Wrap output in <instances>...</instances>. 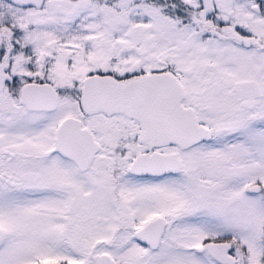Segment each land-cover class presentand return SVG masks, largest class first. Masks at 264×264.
I'll return each mask as SVG.
<instances>
[{
  "label": "snow or ice",
  "instance_id": "6c2138e0",
  "mask_svg": "<svg viewBox=\"0 0 264 264\" xmlns=\"http://www.w3.org/2000/svg\"><path fill=\"white\" fill-rule=\"evenodd\" d=\"M0 264H264V0H0Z\"/></svg>",
  "mask_w": 264,
  "mask_h": 264
}]
</instances>
